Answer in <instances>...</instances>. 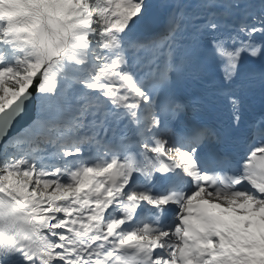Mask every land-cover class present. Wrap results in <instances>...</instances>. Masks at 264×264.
Instances as JSON below:
<instances>
[{
  "label": "snow or ice",
  "instance_id": "obj_1",
  "mask_svg": "<svg viewBox=\"0 0 264 264\" xmlns=\"http://www.w3.org/2000/svg\"><path fill=\"white\" fill-rule=\"evenodd\" d=\"M0 264H264V0H0Z\"/></svg>",
  "mask_w": 264,
  "mask_h": 264
}]
</instances>
